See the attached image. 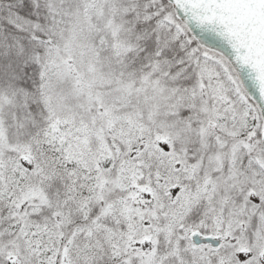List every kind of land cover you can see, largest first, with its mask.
I'll use <instances>...</instances> for the list:
<instances>
[{"label": "snow or ice", "instance_id": "6c2138e0", "mask_svg": "<svg viewBox=\"0 0 264 264\" xmlns=\"http://www.w3.org/2000/svg\"><path fill=\"white\" fill-rule=\"evenodd\" d=\"M0 264H264V0H0Z\"/></svg>", "mask_w": 264, "mask_h": 264}]
</instances>
